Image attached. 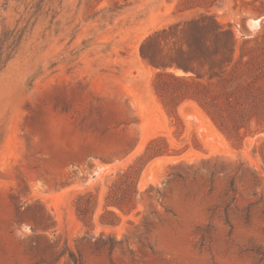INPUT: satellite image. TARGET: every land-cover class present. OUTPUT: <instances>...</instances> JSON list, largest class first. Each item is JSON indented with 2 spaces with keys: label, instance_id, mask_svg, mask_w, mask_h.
<instances>
[{
  "label": "rangeland",
  "instance_id": "374dc122",
  "mask_svg": "<svg viewBox=\"0 0 264 264\" xmlns=\"http://www.w3.org/2000/svg\"><path fill=\"white\" fill-rule=\"evenodd\" d=\"M7 31L0 264H264V0H0Z\"/></svg>",
  "mask_w": 264,
  "mask_h": 264
},
{
  "label": "trees",
  "instance_id": "16d2710c",
  "mask_svg": "<svg viewBox=\"0 0 264 264\" xmlns=\"http://www.w3.org/2000/svg\"><path fill=\"white\" fill-rule=\"evenodd\" d=\"M211 21L213 22V24L216 26V28L219 30L220 33L222 34H228L231 36V33L230 31H221V25H219V23L216 21V18L214 16H211L210 17ZM22 30L19 31V33L21 32ZM13 31H7V32H3L2 33V37L0 39V48L1 46L8 40L9 36L11 35ZM18 33V31H16V34ZM22 34V32H21ZM179 52H180V55L182 56V50L179 49ZM233 53H234V49H233V44H232V47L230 48V55L233 56ZM240 58H243V54L241 55ZM232 60V58H230ZM241 61V59L239 60V62ZM175 65L176 67L182 69V62H178L176 61L175 62ZM235 74V71L232 73V78ZM164 76H167L165 74H162V73H159L157 74L156 76V79H159V78H162ZM171 76V78L175 79L176 81L178 82H182L183 84H185L187 87H188V94L189 95L188 97L190 99H193L194 101H196L197 103H199V105L206 111V113L208 115L211 116V114L209 113V111L207 110V107H215V105L212 103V101H216L213 96H211L210 94V90L207 89L206 86L204 85H201L193 80L191 81H187V80H184V79H179V78H174L172 75H169ZM206 99L208 100L209 99V103L206 102ZM228 98H226L225 101H227ZM130 168V167H129ZM90 194H86V195H80L77 197V200H88L87 198H90ZM116 207L121 211L123 212V208H121V206H118L116 204ZM102 225H104L103 222H100ZM116 244V242L114 240H111L110 241V245H109V250H112L114 245ZM69 258H70V261H71V264H82L80 259L79 258H76L74 255L70 254L69 255Z\"/></svg>",
  "mask_w": 264,
  "mask_h": 264
}]
</instances>
